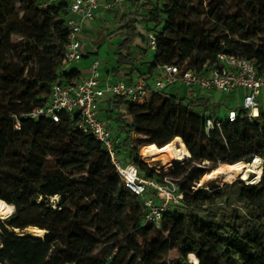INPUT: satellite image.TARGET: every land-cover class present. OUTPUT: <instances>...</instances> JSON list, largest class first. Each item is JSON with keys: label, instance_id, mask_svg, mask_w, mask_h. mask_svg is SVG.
<instances>
[{"label": "trees", "instance_id": "trees-1", "mask_svg": "<svg viewBox=\"0 0 264 264\" xmlns=\"http://www.w3.org/2000/svg\"><path fill=\"white\" fill-rule=\"evenodd\" d=\"M41 1L0 0V200L15 207V213L0 218V223L38 207L41 219L56 217L58 229L47 225L46 234L45 225L38 221L19 232L20 237L5 231L0 264H188L186 256L190 254H195L200 264H264V176L258 185H247L258 201H250L253 205L246 206L245 216L229 204L200 210L191 204L205 194L193 187L211 170L264 158V107L253 119L243 117L248 113L242 108H237L241 117L234 123L229 122L228 114L218 117L220 127L208 136L206 119L214 117L201 97L187 102V98L161 92L143 105L120 96L109 98L103 115L111 120L112 112L123 122L128 161L142 174L158 176L141 160L138 147L132 146L134 130L152 137L139 145L140 149L155 148L146 156L168 147L186 162L163 173L180 179L185 198L183 205L164 215L161 232L145 224L142 201L124 189L106 149L94 136L77 128L76 117L64 116L60 124L22 120L21 130L15 129V116L50 100L69 41L68 2L44 9ZM150 25L147 33L148 37L155 35L156 49L153 61L147 63L149 38L142 53L134 42L143 39L141 29ZM218 26L223 30L214 32ZM119 34L126 39L117 48L112 72L119 77L131 66L148 86L147 81L163 65L201 72L220 52L254 61L264 73V0H148L136 14L122 19ZM141 68L147 72L142 73ZM65 75L72 78L80 72L72 68ZM120 111L127 113L131 124ZM158 134L163 137L155 138ZM174 138L179 146L173 143ZM85 173L87 177H83ZM118 194L127 206L129 225L124 231L131 254L112 259L99 245L117 240ZM56 195L62 196V201L53 208L48 199ZM170 224L174 229L169 243L162 244L160 235ZM29 230L34 235L24 233ZM35 230L45 232V238H39L43 234ZM149 232L157 236L140 246L136 235ZM173 250L179 257L167 262ZM193 261L198 264L194 257Z\"/></svg>", "mask_w": 264, "mask_h": 264}, {"label": "built area", "instance_id": "built-area-1", "mask_svg": "<svg viewBox=\"0 0 264 264\" xmlns=\"http://www.w3.org/2000/svg\"><path fill=\"white\" fill-rule=\"evenodd\" d=\"M63 1L68 2L66 26L69 29V41L60 77L53 85L51 98L47 103L14 117L15 129L21 130L22 120L45 119L60 124L64 116L76 117L77 128L94 136L104 146L124 189L142 201L145 224L157 227L168 211L183 205L185 195L181 191L180 179L163 175L167 171L158 172L150 166L158 176L147 177L133 163L124 162L119 155L122 141L112 134L107 119L100 116L101 102L107 97L120 96L133 104L143 105L150 102L154 94L169 93L174 87L187 89L193 97L197 91L203 93L215 90L234 95L242 90L244 102L240 108L248 113L243 117L253 119L259 115L256 111L260 110V99L264 92V73L258 71L254 61L220 52L201 72L177 65L159 67L160 75L155 79L153 87L148 86L142 79L131 84L125 81L103 80L99 60L92 62L87 77L79 75L69 78L65 73L86 55L82 35L89 24L95 21L98 14L115 10L128 0H42L40 8L46 9ZM149 45L150 49L155 51L156 37L152 33L149 34ZM227 114L230 123L238 121L241 117L237 109H231ZM220 125L217 118H207L206 134L209 136L210 131ZM256 161L260 163V182L264 176V158L255 157L250 165Z\"/></svg>", "mask_w": 264, "mask_h": 264}, {"label": "rangeland", "instance_id": "rangeland-1", "mask_svg": "<svg viewBox=\"0 0 264 264\" xmlns=\"http://www.w3.org/2000/svg\"><path fill=\"white\" fill-rule=\"evenodd\" d=\"M147 2L148 0H141V2L138 0H128L127 2L120 5L115 10H112L110 12H106L103 14H98L95 21L93 22V29L84 34V36L86 37V40H83V44H89V49H87V51H92V50L99 51V55H93L91 56V58H94L95 60L100 61L101 71L104 69L105 66L107 68H111L115 66V64L117 63L116 61L117 48L119 44L126 39L125 37L119 34V29L121 27L122 19L124 17H131L132 14H136L139 7L146 4ZM206 9L207 7L205 6V10ZM149 27L152 28L151 25L142 27L141 33L143 35V39L138 40L134 44L135 46H138L140 48L141 53L148 46L147 39L149 37H148L147 31ZM221 30H223L222 27L218 26L214 32H217V31L220 32ZM16 40L20 41V39H17V38ZM154 54H155V51L150 49L149 54L145 58L144 61L147 63H151L153 61ZM85 62L86 60H84L82 63H76L73 65L74 66L73 68L78 69L81 67H85V64H86ZM136 66L137 68L141 67L140 64H137ZM128 67L129 68L126 70L128 72L132 71V67L131 66H128ZM151 82L154 84L155 80L151 79ZM198 95L199 97L205 99L206 102H208L207 108L206 106H204V108H206L209 111V113L213 115L214 118H218V117L224 118L227 115L229 110L242 107L243 102H244L243 97L240 98L235 95H226V94H223L215 90L211 92H203V93L198 91ZM183 98L185 99L187 98L188 99L186 100L187 102L191 100H195L193 95H190L189 97H187L186 94H184ZM260 102H262V106L264 107V97H261ZM204 108H199V110H204ZM206 109H205V112H206ZM109 114H110L111 120H108L103 114H100V116L102 119H105V120L107 119L110 125L111 132L114 136H118V139L121 138L122 140H125L127 138V134L125 131L122 130L123 122L120 120L117 121L115 119V117L117 118V116L116 115L113 116L114 114H112V112H109ZM119 114L123 116L127 124H131L132 120L127 115L126 112L120 111ZM161 135L162 134H158L157 136H155V138H162L163 136ZM151 139L152 137L148 138L143 135H140L135 130L132 131L130 134V142L132 146L138 147V155L140 156L141 160L144 163H147L152 168L163 170V164H162V161H160L159 156L147 158L150 162H146L144 160L147 151L154 147H151V148L142 147L140 149L141 146L139 145L140 143L145 144V142H148ZM176 139L177 138H174L173 141H175ZM173 143L176 146H179L177 141ZM119 155L122 160L125 159L126 154H125L124 148H122V151L121 153H119ZM182 163H184V161L177 165H180ZM176 166H173L171 168H175ZM220 166L221 165H219L218 167ZM246 167L248 168V170L244 175H234L230 177H225L224 175H220L218 178L208 179L207 176L210 173H212L213 170H211L208 174H206L202 178V180H200V182L197 183V185L194 188V191L204 190L205 192V194L200 196V198H198L197 200L195 201L191 200L192 201L191 204H194L195 210H200L201 208L205 209L211 205H221V206L226 207L225 204H229L232 207L237 208L240 211V214L242 216H245L247 210L249 209L246 206H248V204H251L250 201L253 202V204H256L258 201L257 199L258 197L250 193L249 187L247 185H258L259 183V182L256 183V179H255L257 177V172L249 169L247 164H246ZM165 169H169V168H165ZM221 169L223 168H219L218 170H221ZM252 174H254L255 177L252 176ZM87 176H88V173H85L83 175V177H87ZM253 179H255V181H253ZM242 180H245V181H242ZM238 181L242 182V184L236 183ZM116 197H118V201L116 200V204H117L118 209L120 210L116 214V222H115V227H114L116 236H118L117 240L110 242V243L103 242L99 245L100 249H105L106 251H108L112 259L113 257H120L122 254L127 255L130 253V250H128V247H127L128 242L126 238V233L124 231L126 229V226L129 225L127 206H124L125 203L120 201V198H122L121 195L118 194L116 195ZM41 200L42 199L36 200L35 204L36 205L40 204ZM48 201L53 206V208H56L58 204L61 203L62 196H59V195L50 196ZM116 204L114 201L112 205L116 206ZM114 212H115V209H114ZM40 213H41V210L38 209V207H31V208H27L23 212L18 213L17 216H15L13 220L11 219V220L1 221L2 224L0 223V250L3 246L2 245L3 244L2 235L5 231H8L9 233H12L15 236L20 237V235H18L19 232H22L26 230L28 227L33 226V223L38 222V221H40L41 223L45 225L46 234L48 233L47 225L49 226V228L58 229L57 224H56V217H51V218L49 217V219L47 220L41 219ZM240 223H242L241 220H240ZM183 226L184 225L182 224V228ZM21 228H24V229L21 230ZM156 228L159 230V232H161L162 223ZM173 229H174V225L170 224L168 229L161 233L162 235L160 236L162 238V244L169 243V237L172 235ZM40 233L43 234L42 232ZM178 233H176L175 235L177 236ZM46 234L44 232V234L40 236L39 238L44 239ZM136 236L139 242L141 243L140 246H142V245H145L146 242L149 243L150 241H152V239L155 236H157V234H153L149 232L146 236L141 235V234L136 235ZM178 257H179V253L177 252V250L170 251L168 258H167V262H170V261L172 262ZM186 257L188 258V264H195L193 261V257L196 258L198 260V264H200V261L195 254H190Z\"/></svg>", "mask_w": 264, "mask_h": 264}, {"label": "crops", "instance_id": "crops-1", "mask_svg": "<svg viewBox=\"0 0 264 264\" xmlns=\"http://www.w3.org/2000/svg\"><path fill=\"white\" fill-rule=\"evenodd\" d=\"M92 29H93V23L89 24L88 28L84 31V33L82 35V40H86V37L84 36V34L89 32V31H91ZM138 40H140V39H138ZM138 40H136L135 42H137ZM135 42H134V44H135ZM84 46H85V50H86V55L83 58V60L81 62H79V63H82L84 60H86L85 67H81V68H78V69L74 68V69H77L80 72V76L87 77L88 74H89V67L92 64V62L95 60L94 58H91V56L99 55V51H94V50L87 51V49H89V44H84ZM72 67H74V66H72ZM113 67H111V68H107L106 66L104 67V69L101 71V76H102L103 80L110 79V80H113V81H125L126 83L131 84L133 82H136V81L142 79V77L138 73H133L132 71L128 72L126 69H128L129 67L125 68L121 72L120 76L117 77L112 72ZM140 70H141L142 73H146L147 72L146 68H141ZM159 73H160V70L156 69L155 72H154V77L152 79L155 80L159 76ZM147 82L150 84V87L151 86L153 87L154 84L151 82V79L149 81H147ZM168 92L170 94L177 95L180 98H183L184 94H186L187 97L190 96L189 91L187 89H185V88H182V87L181 88L180 87L171 88ZM234 95L241 98V97L244 96V91L239 90ZM195 96L199 97L198 91L195 93ZM262 97H264V92H263ZM109 98H111V97H107L101 102V104H100V112H101V114H104L102 111L107 110L109 108V105H108ZM262 107H263L262 106V102H260V108H262ZM257 113H259V111H257ZM120 140L122 141V146L119 149V152L121 153L122 148L125 149V154L126 155H125V159L123 161L124 162H128V160H129L128 159L129 158V148L124 145V140H122L121 138H120Z\"/></svg>", "mask_w": 264, "mask_h": 264}, {"label": "bare ground", "instance_id": "bare-ground-1", "mask_svg": "<svg viewBox=\"0 0 264 264\" xmlns=\"http://www.w3.org/2000/svg\"><path fill=\"white\" fill-rule=\"evenodd\" d=\"M257 114V111H256ZM154 156H159L160 161H162L163 164V170L161 169H157L158 172H164V171H168L169 169H172L171 167L176 166L177 164L182 162V158L175 156L172 151L168 148L165 147L162 150L156 152L153 155L150 156H145L144 160L146 162H150L147 158H151ZM249 169H251L252 171L257 172V177L256 179V183L259 182V178L261 176V170L259 169L260 167V163L258 161H256L253 165H248ZM165 168H169V169H165ZM248 168L246 167V164L244 162H240L238 164L235 165H231V166H225V168L218 170V171H214L212 173H210L207 178L208 179H214V178H218L220 175H224L225 177H230V176H234V175H244L247 172ZM224 177V178H225ZM255 179H253V181H255ZM245 181V180H242ZM254 183V184H256ZM15 212V207L13 205H8L6 202L0 200V218L1 219H6L10 216H12ZM34 230V229H32ZM41 231L39 230H35V233H40ZM25 234H29V235H34L31 230L29 231H25Z\"/></svg>", "mask_w": 264, "mask_h": 264}, {"label": "water", "instance_id": "water-1", "mask_svg": "<svg viewBox=\"0 0 264 264\" xmlns=\"http://www.w3.org/2000/svg\"><path fill=\"white\" fill-rule=\"evenodd\" d=\"M247 165H250V164H247ZM254 174H252V176H253ZM26 235H29V234H26Z\"/></svg>", "mask_w": 264, "mask_h": 264}]
</instances>
